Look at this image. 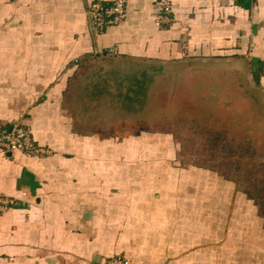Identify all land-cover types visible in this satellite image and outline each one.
<instances>
[{"label":"crops","instance_id":"crops-1","mask_svg":"<svg viewBox=\"0 0 264 264\" xmlns=\"http://www.w3.org/2000/svg\"><path fill=\"white\" fill-rule=\"evenodd\" d=\"M94 1L115 0H0V125L21 120L51 151L0 148V195L16 199L0 264H264L241 180L178 163L175 131L153 122L233 82L262 107L264 0H168L161 24L159 0H125L101 33Z\"/></svg>","mask_w":264,"mask_h":264},{"label":"rangeland","instance_id":"rangeland-1","mask_svg":"<svg viewBox=\"0 0 264 264\" xmlns=\"http://www.w3.org/2000/svg\"><path fill=\"white\" fill-rule=\"evenodd\" d=\"M215 87L216 96H180L193 103H183L177 96L169 103L167 116L153 122L157 128L175 131L181 149L175 156L178 163L237 177L241 188L256 197L264 189V104L256 102L251 84L246 96L238 83L221 94L222 86Z\"/></svg>","mask_w":264,"mask_h":264},{"label":"built area","instance_id":"built-area-1","mask_svg":"<svg viewBox=\"0 0 264 264\" xmlns=\"http://www.w3.org/2000/svg\"><path fill=\"white\" fill-rule=\"evenodd\" d=\"M156 6L159 10L157 24L170 21V2L168 0H159L156 2ZM86 13L91 31L101 33L107 27L117 25L126 18V1L115 0L112 3L94 1L88 5ZM110 53H115V49H110ZM0 148L11 152L22 151L36 156H44L51 152L48 148L37 145L34 142L30 130L23 125L21 120L14 121L8 127L0 125ZM15 203V198L0 195V215L15 205ZM109 264H132V262L126 257L115 256L110 260Z\"/></svg>","mask_w":264,"mask_h":264},{"label":"trees","instance_id":"trees-1","mask_svg":"<svg viewBox=\"0 0 264 264\" xmlns=\"http://www.w3.org/2000/svg\"><path fill=\"white\" fill-rule=\"evenodd\" d=\"M262 194L257 195L255 198V201L257 205L259 206L260 213L264 216V189L261 191Z\"/></svg>","mask_w":264,"mask_h":264}]
</instances>
